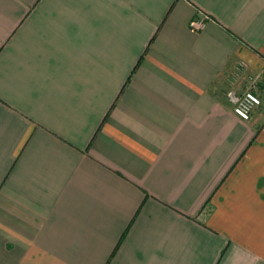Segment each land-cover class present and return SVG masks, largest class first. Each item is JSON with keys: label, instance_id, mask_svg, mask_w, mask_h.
I'll return each instance as SVG.
<instances>
[{"label": "crops", "instance_id": "obj_1", "mask_svg": "<svg viewBox=\"0 0 264 264\" xmlns=\"http://www.w3.org/2000/svg\"><path fill=\"white\" fill-rule=\"evenodd\" d=\"M0 264H264V0H0Z\"/></svg>", "mask_w": 264, "mask_h": 264}, {"label": "built area", "instance_id": "obj_2", "mask_svg": "<svg viewBox=\"0 0 264 264\" xmlns=\"http://www.w3.org/2000/svg\"><path fill=\"white\" fill-rule=\"evenodd\" d=\"M209 16L199 13L189 21V28L195 32L202 30ZM262 76L260 72H246L243 64L235 65L230 72V85L224 92L227 102L231 105L235 115L243 120H248L254 107L261 103L256 93Z\"/></svg>", "mask_w": 264, "mask_h": 264}]
</instances>
